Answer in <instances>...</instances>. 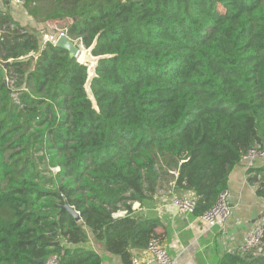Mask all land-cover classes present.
<instances>
[{
    "label": "trees",
    "instance_id": "trees-1",
    "mask_svg": "<svg viewBox=\"0 0 264 264\" xmlns=\"http://www.w3.org/2000/svg\"><path fill=\"white\" fill-rule=\"evenodd\" d=\"M23 2L108 57L91 82L94 109L87 67L0 11V264H102L79 247L84 227L129 264L161 226L134 217L133 202L172 183L201 217L264 145V0ZM245 177L264 201V160ZM64 203L79 222L58 214ZM217 264H264V231L261 251Z\"/></svg>",
    "mask_w": 264,
    "mask_h": 264
},
{
    "label": "crops",
    "instance_id": "crops-1",
    "mask_svg": "<svg viewBox=\"0 0 264 264\" xmlns=\"http://www.w3.org/2000/svg\"><path fill=\"white\" fill-rule=\"evenodd\" d=\"M0 11L6 13L20 27L40 32L42 35L64 28L59 26V20L40 23L27 14L23 5L9 4L5 0H0ZM262 163L263 160L257 161L254 168ZM245 173L246 169L240 162L229 174L228 202L233 209L222 232L217 227L207 226L194 215H179L170 203V195L167 193L169 188L167 189L164 182H161L152 199L131 204L133 216L160 222L161 226L156 233L175 264H217L224 253L236 250L248 230L264 218V201L256 196L255 188L246 182ZM173 193L193 197L192 194ZM124 214L121 211L117 216ZM83 230L86 241L79 247L98 254L102 258V264H126L119 256L106 252L104 243L97 240L89 229L84 227ZM131 254L132 259L138 261L137 264L154 262L144 250H132ZM129 264H133L132 261Z\"/></svg>",
    "mask_w": 264,
    "mask_h": 264
},
{
    "label": "built area",
    "instance_id": "built-area-1",
    "mask_svg": "<svg viewBox=\"0 0 264 264\" xmlns=\"http://www.w3.org/2000/svg\"><path fill=\"white\" fill-rule=\"evenodd\" d=\"M9 4L23 5V0H5ZM12 28V26H10ZM66 28H57L53 33L43 34L42 41L50 42L54 45L57 39L61 36L68 38ZM69 39V38H68ZM73 41V40H72ZM78 48L84 49L81 42L73 41ZM77 59V58H76ZM264 160V145L256 146L248 150L241 158V163L246 169L254 168L257 161ZM167 193L170 195V203L176 209L179 215H193L194 212V198L187 196H179L173 193V184L171 183ZM255 188V186H253ZM228 191L222 192L215 204L210 210L205 212L201 217V221L209 227H217L220 232L224 231L226 221L232 214V206L228 202ZM117 216V215H116ZM264 231V218L258 220L246 233V236L240 246L234 250L239 253H246L250 251H261V237ZM146 255L151 257L157 264H175L165 249L162 241L158 237L152 238L147 247L144 249ZM137 260L132 259L133 264H137ZM44 264H58V257L52 255L44 262Z\"/></svg>",
    "mask_w": 264,
    "mask_h": 264
},
{
    "label": "water",
    "instance_id": "water-1",
    "mask_svg": "<svg viewBox=\"0 0 264 264\" xmlns=\"http://www.w3.org/2000/svg\"><path fill=\"white\" fill-rule=\"evenodd\" d=\"M95 45H96V38L90 47L80 50V48H78V46H76V44H74L72 40L68 39L65 36L59 37L57 41L54 43L55 47L66 51L69 58H77V62L79 64H82L87 67V79L84 84V90L86 92L87 98L92 103L94 109H96L97 107H96L95 99L91 92V82L93 78H95L96 76V67L98 65V62L108 57V56H98V57L93 56L91 52L95 47ZM6 81H7L6 79L3 81V85H6ZM62 212L68 213L75 220V222H79L81 220L79 214L66 203L60 206L58 214L60 215ZM152 264H157V263L154 261Z\"/></svg>",
    "mask_w": 264,
    "mask_h": 264
},
{
    "label": "rangeland",
    "instance_id": "rangeland-1",
    "mask_svg": "<svg viewBox=\"0 0 264 264\" xmlns=\"http://www.w3.org/2000/svg\"><path fill=\"white\" fill-rule=\"evenodd\" d=\"M57 21H58V20H57ZM59 22H61V23L59 24L60 27H64V28L67 27V23H68V22H63V21H60V20H59ZM56 171H57L56 168L52 170V172H56Z\"/></svg>",
    "mask_w": 264,
    "mask_h": 264
}]
</instances>
